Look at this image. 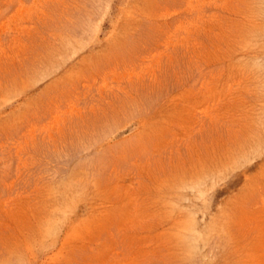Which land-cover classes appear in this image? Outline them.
I'll use <instances>...</instances> for the list:
<instances>
[{"label": "rangeland", "instance_id": "rangeland-1", "mask_svg": "<svg viewBox=\"0 0 264 264\" xmlns=\"http://www.w3.org/2000/svg\"><path fill=\"white\" fill-rule=\"evenodd\" d=\"M0 264H264V0H0Z\"/></svg>", "mask_w": 264, "mask_h": 264}]
</instances>
